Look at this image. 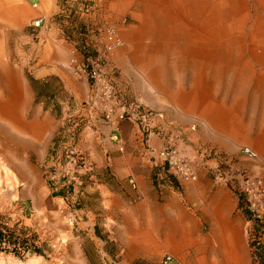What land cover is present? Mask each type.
<instances>
[{"label":"rangeland","instance_id":"rangeland-1","mask_svg":"<svg viewBox=\"0 0 264 264\" xmlns=\"http://www.w3.org/2000/svg\"><path fill=\"white\" fill-rule=\"evenodd\" d=\"M92 61L118 100L163 114L164 137L197 179L204 167L225 184L211 150L231 158L229 173L264 180V0H0V264H161L165 255L264 264L256 250H264V222L249 221L239 199L240 232L202 247L169 237V222L154 235L140 219L132 174L117 182L78 144L95 121ZM59 143L92 163L77 186L60 176L53 183ZM246 146L255 159L240 155Z\"/></svg>","mask_w":264,"mask_h":264},{"label":"crops","instance_id":"crops-1","mask_svg":"<svg viewBox=\"0 0 264 264\" xmlns=\"http://www.w3.org/2000/svg\"><path fill=\"white\" fill-rule=\"evenodd\" d=\"M90 89L89 84V93ZM88 123L79 134L78 144L88 148L90 154H95L99 159L97 168H108L117 182L126 184L132 174L129 182L132 180L137 186L140 219L148 223L154 233L159 231V222H169V237L191 239L202 247L211 237L227 238L235 231L240 232L238 198L227 185L213 180L206 168H198L195 182L177 181L153 167L149 156L143 152L142 137L135 125L127 121L118 124L117 132L126 148L125 152L120 153L111 138L115 126L111 127L100 120H90ZM166 140V137L156 134L149 135L150 144L156 148H161ZM52 178H55L54 184L61 183L58 175ZM150 223H154V226ZM146 229L150 230L148 227ZM183 243L179 242L181 246ZM223 252L230 263L232 251Z\"/></svg>","mask_w":264,"mask_h":264},{"label":"built area","instance_id":"built-area-1","mask_svg":"<svg viewBox=\"0 0 264 264\" xmlns=\"http://www.w3.org/2000/svg\"><path fill=\"white\" fill-rule=\"evenodd\" d=\"M40 20L36 21L38 25ZM110 44L107 49H111V45L117 44L109 34ZM89 78L92 80V96L88 104L90 112L94 113L95 121H103L112 128L113 141L119 143L120 138L117 132V126L122 121L136 122L142 135L143 152L149 156L153 167L161 169V171L184 182H192L197 179V172L189 159L184 156L177 147L171 143V138L163 143L161 148L153 147L149 141L150 134H156L160 137L165 136V121L161 112L142 107L139 104H126L118 100V91L113 83L102 73V69L97 62L92 61L88 65ZM87 67H83L85 71ZM170 137V136H169ZM123 150V146L118 148ZM213 154L214 159L218 162L214 167L217 178L223 179L237 196L244 210L247 212L249 221L262 223L264 222V180L258 176H246L241 171L229 173L228 165L231 158L220 157L216 151H209ZM242 157L247 159H255L257 154L250 147H242L239 151ZM53 163H57L60 170L54 175L65 178L72 186L80 184V178L85 172L91 171V161L87 159L84 153L76 147L68 146L65 143H59L54 156L51 157ZM220 165L225 169H220ZM52 176V175H51ZM132 182V181H131ZM4 244V243H3ZM1 255V252H0ZM161 264H182L171 255H165Z\"/></svg>","mask_w":264,"mask_h":264},{"label":"trees","instance_id":"trees-1","mask_svg":"<svg viewBox=\"0 0 264 264\" xmlns=\"http://www.w3.org/2000/svg\"><path fill=\"white\" fill-rule=\"evenodd\" d=\"M259 224H262V223H258V222H255V225L258 227V228H260L261 227V225H259ZM10 240L9 239V236L8 237H5V240ZM257 254L259 255V257H260V259L262 260V261H264V250H260V247H258L257 246Z\"/></svg>","mask_w":264,"mask_h":264},{"label":"bare ground","instance_id":"bare-ground-1","mask_svg":"<svg viewBox=\"0 0 264 264\" xmlns=\"http://www.w3.org/2000/svg\"><path fill=\"white\" fill-rule=\"evenodd\" d=\"M2 163V162H1ZM0 163V164H1ZM5 167V166H4ZM2 165H0V179L2 178V174H4L5 173V169L6 168H4ZM11 172V171H10ZM3 180V179H2ZM1 184H2V181H1V183H0V187H1ZM1 190V189H0ZM5 192V191H4ZM35 261V260H34ZM27 264H35L34 262H33V260L32 261H29V263H27Z\"/></svg>","mask_w":264,"mask_h":264}]
</instances>
